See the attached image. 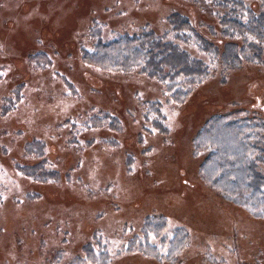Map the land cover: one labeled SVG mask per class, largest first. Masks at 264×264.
<instances>
[{
    "label": "rangeland",
    "instance_id": "1",
    "mask_svg": "<svg viewBox=\"0 0 264 264\" xmlns=\"http://www.w3.org/2000/svg\"><path fill=\"white\" fill-rule=\"evenodd\" d=\"M219 1L0 0V264H264V218L201 181L207 152L192 144L214 114L264 120V42L260 59L225 68L171 32L187 16L218 52L240 45L219 41L231 6ZM142 29L207 76L160 82L86 57ZM149 216L166 219L161 236L142 231ZM177 227L187 239L169 252Z\"/></svg>",
    "mask_w": 264,
    "mask_h": 264
},
{
    "label": "trees",
    "instance_id": "2",
    "mask_svg": "<svg viewBox=\"0 0 264 264\" xmlns=\"http://www.w3.org/2000/svg\"><path fill=\"white\" fill-rule=\"evenodd\" d=\"M219 2L220 5H231L227 14L220 17L219 41L240 38V45L230 42L226 52H218L194 29L187 16L170 17L175 38L190 40L185 35L188 32L203 52L217 58L225 68H237L242 61L260 59L264 42V12H254L242 0ZM255 40L260 43H254ZM86 57L102 68L123 72L138 70L160 82H173L181 77L196 82L209 73V66L201 59L146 29L107 43L99 41ZM186 94L176 90L173 99ZM240 113L228 111L208 117L192 139L193 155L207 152L200 168L202 175H199L206 186L225 200L244 207L253 216L264 218V173L261 171L264 167V120L238 119ZM166 225L165 218L149 216L143 222L142 231L161 236ZM185 232L180 227L172 230L167 243L169 252L183 247L187 239ZM149 248L156 250L152 245ZM95 257L103 264L108 262L107 254L99 253Z\"/></svg>",
    "mask_w": 264,
    "mask_h": 264
}]
</instances>
